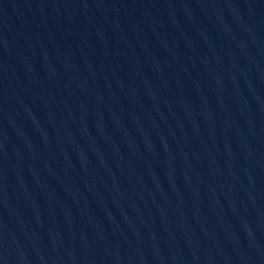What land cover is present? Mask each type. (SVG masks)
Wrapping results in <instances>:
<instances>
[{
  "label": "water",
  "instance_id": "1",
  "mask_svg": "<svg viewBox=\"0 0 264 264\" xmlns=\"http://www.w3.org/2000/svg\"><path fill=\"white\" fill-rule=\"evenodd\" d=\"M223 264H264V0H238Z\"/></svg>",
  "mask_w": 264,
  "mask_h": 264
}]
</instances>
